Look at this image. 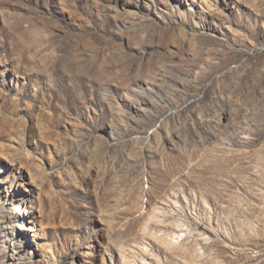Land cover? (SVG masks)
<instances>
[{"label": "rangeland", "instance_id": "obj_1", "mask_svg": "<svg viewBox=\"0 0 264 264\" xmlns=\"http://www.w3.org/2000/svg\"><path fill=\"white\" fill-rule=\"evenodd\" d=\"M0 264H264V0H0Z\"/></svg>", "mask_w": 264, "mask_h": 264}]
</instances>
